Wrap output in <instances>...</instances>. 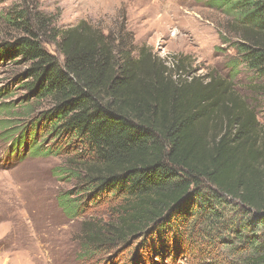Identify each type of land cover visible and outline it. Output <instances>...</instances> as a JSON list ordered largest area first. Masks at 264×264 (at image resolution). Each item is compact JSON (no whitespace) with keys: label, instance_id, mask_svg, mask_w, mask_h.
Here are the masks:
<instances>
[{"label":"trees","instance_id":"16d2710c","mask_svg":"<svg viewBox=\"0 0 264 264\" xmlns=\"http://www.w3.org/2000/svg\"><path fill=\"white\" fill-rule=\"evenodd\" d=\"M209 3L234 18L240 65L264 76V0ZM17 18L7 21L23 36L1 45L0 59L31 63L29 91L52 103L39 122L65 143L62 152L81 159L74 172L81 173L79 193L110 209L106 226L86 224L92 249L142 239L140 251L156 258L190 254L221 231L244 242L247 264H264L263 237L248 234L264 229V126L231 82L188 77L181 62L169 67L144 47L134 58L129 44L117 51L85 22L49 29L24 10ZM43 38L63 62L46 51ZM71 195L60 204L78 217ZM222 199L238 203L243 214L220 220ZM246 215L256 217L254 224ZM201 219L211 226L198 230Z\"/></svg>","mask_w":264,"mask_h":264},{"label":"rangeland","instance_id":"374dc122","mask_svg":"<svg viewBox=\"0 0 264 264\" xmlns=\"http://www.w3.org/2000/svg\"><path fill=\"white\" fill-rule=\"evenodd\" d=\"M209 2L0 0V46L23 36L7 21L18 19L22 10L49 29H69L85 22L107 36L117 51L129 44L134 58L144 47L169 67L181 62L188 77L213 76L231 82L234 93L264 126V76L240 65L232 46L242 41V34L232 16ZM42 42L47 52L64 61L48 38ZM30 69L31 63L21 58L0 59V264H247L244 242L221 231L208 237L202 250L190 254L158 252L156 258V253L140 251L142 239L92 249L86 224L106 226L111 221L109 206L91 204L87 195L79 193L81 173L74 172L81 159H73L67 149L62 152L65 143L51 139L45 122H39L52 103L29 91ZM70 193L74 195L68 201L79 207L78 217L69 216L60 204ZM217 204L220 220L232 218L235 212L243 214L231 200ZM248 218L254 224L256 217ZM208 225L201 219L198 230ZM248 234L264 239V229ZM196 236L203 240L200 232Z\"/></svg>","mask_w":264,"mask_h":264}]
</instances>
